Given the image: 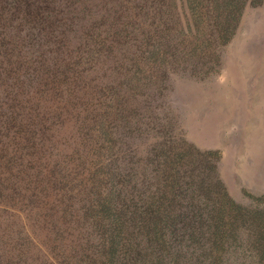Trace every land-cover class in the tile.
<instances>
[{
	"label": "trees",
	"instance_id": "obj_1",
	"mask_svg": "<svg viewBox=\"0 0 264 264\" xmlns=\"http://www.w3.org/2000/svg\"><path fill=\"white\" fill-rule=\"evenodd\" d=\"M262 1L0 0L22 46L0 65V264H264V199L234 203L212 150L130 119Z\"/></svg>",
	"mask_w": 264,
	"mask_h": 264
},
{
	"label": "rangeland",
	"instance_id": "obj_2",
	"mask_svg": "<svg viewBox=\"0 0 264 264\" xmlns=\"http://www.w3.org/2000/svg\"><path fill=\"white\" fill-rule=\"evenodd\" d=\"M0 38L8 43L0 46V55H3L0 65L6 66L9 76L16 73L17 66L13 61L15 56L8 58L9 47L22 46L18 36L13 43L10 37ZM16 48L13 51H18ZM202 50L203 57L214 54L215 58L207 61V71L201 68L197 75L187 70L174 74L161 96L146 87L144 94H136L130 101V106L135 107V116L131 115L130 119L147 123L151 118H141L139 114L150 110L151 115L156 113L161 121L170 123L164 127L153 119L155 128L179 132L185 143L212 150L218 156L217 171L234 203L252 206L254 198L264 199V0L257 5H245L224 45H217L215 50L213 47ZM157 70L152 65H141L135 72L153 75ZM117 76L121 79L122 72ZM118 90L122 97L128 92L123 84ZM119 112L117 124L123 125L128 113ZM153 132L151 129L149 139ZM258 205L264 209V203ZM256 220L264 232V213L258 214Z\"/></svg>",
	"mask_w": 264,
	"mask_h": 264
}]
</instances>
